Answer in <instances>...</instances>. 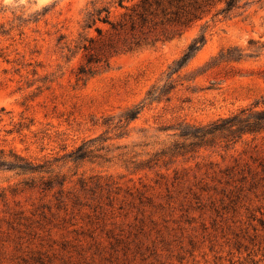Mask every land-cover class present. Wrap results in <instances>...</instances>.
I'll return each instance as SVG.
<instances>
[{
  "label": "rangeland",
  "instance_id": "obj_1",
  "mask_svg": "<svg viewBox=\"0 0 264 264\" xmlns=\"http://www.w3.org/2000/svg\"><path fill=\"white\" fill-rule=\"evenodd\" d=\"M115 1L0 0V149L66 178L60 196L30 186L38 174L0 167V264H264V131L153 157L182 141L180 122L264 106V0L175 35L84 28L109 4L120 21ZM200 30L205 42L171 76L169 100L145 101L126 125L122 112L165 82ZM231 48L242 57H219ZM89 50L102 60L79 73Z\"/></svg>",
  "mask_w": 264,
  "mask_h": 264
},
{
  "label": "trees",
  "instance_id": "obj_2",
  "mask_svg": "<svg viewBox=\"0 0 264 264\" xmlns=\"http://www.w3.org/2000/svg\"><path fill=\"white\" fill-rule=\"evenodd\" d=\"M114 6L123 9L120 21H111L109 19L112 4L93 9L86 15L84 28H90L95 21L108 23L114 31H134L137 28L148 26L154 28L169 27V31L165 34L175 35L180 34L184 30L190 28L195 22L204 19L207 15L211 18L216 16L229 17L234 13H240L249 3V0H116ZM220 4V6H218ZM102 12L104 14L102 15ZM205 24V23H204ZM205 25L201 26V29ZM98 34H101V29L95 27ZM90 43L92 39H86ZM205 42L204 30L194 36L183 50L181 56L170 67V71L166 74L165 82L159 84L154 83L146 91L145 97L139 103L132 107L126 108L120 115V120H124L126 125L130 120L137 117L139 112L144 107L145 101L159 102L161 100H169L170 93L174 88V82L171 76L185 65L190 58L201 48ZM140 40L133 43L124 44L127 49L139 45ZM81 47L84 50L90 49V46L84 42ZM108 51H116V48L107 44ZM103 49V48H102ZM220 58L224 60L240 59L242 53L237 48L227 49L225 52H220ZM85 63L78 67L79 73L94 72V64L100 63L102 58L99 55L90 52L85 55ZM258 102L249 106L238 109L227 116L219 117L211 122L200 125L180 122L173 127L176 134L182 141L173 142L159 152L153 153V157L158 159L160 156L183 155L185 152L192 150L193 147L210 145L216 141H224L225 146L235 143L243 134H252L264 131V106L258 107ZM124 134V132H122ZM74 157L82 158L85 156L86 150L83 145L77 148ZM0 167L5 169L15 170L18 174H38V183H30V186H38L41 189H51L57 187V193L61 196L63 187L66 183V178L59 171H55L51 167V163L34 162L11 150L5 153L0 149ZM43 174H47L44 177ZM59 199V198H57Z\"/></svg>",
  "mask_w": 264,
  "mask_h": 264
}]
</instances>
